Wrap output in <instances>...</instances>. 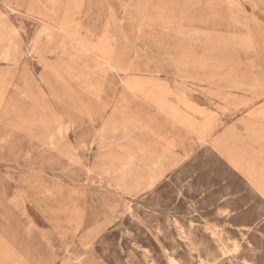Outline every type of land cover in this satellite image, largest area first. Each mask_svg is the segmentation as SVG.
Returning a JSON list of instances; mask_svg holds the SVG:
<instances>
[{"label": "rangeland", "instance_id": "rangeland-1", "mask_svg": "<svg viewBox=\"0 0 264 264\" xmlns=\"http://www.w3.org/2000/svg\"><path fill=\"white\" fill-rule=\"evenodd\" d=\"M257 80L264 0H0V264H264V199L212 156L143 170L133 117Z\"/></svg>", "mask_w": 264, "mask_h": 264}, {"label": "crops", "instance_id": "crops-1", "mask_svg": "<svg viewBox=\"0 0 264 264\" xmlns=\"http://www.w3.org/2000/svg\"><path fill=\"white\" fill-rule=\"evenodd\" d=\"M159 86L153 94L159 105L144 98V112L133 116L140 125L142 169L154 162L160 177L169 176L199 155L209 166L212 156L224 167L223 187H240L230 194L241 196L249 187L264 199V80Z\"/></svg>", "mask_w": 264, "mask_h": 264}, {"label": "bare ground", "instance_id": "bare-ground-1", "mask_svg": "<svg viewBox=\"0 0 264 264\" xmlns=\"http://www.w3.org/2000/svg\"><path fill=\"white\" fill-rule=\"evenodd\" d=\"M160 87V86H159ZM159 87H156V88H158L159 89ZM157 92V91H156ZM155 92V93H156ZM154 94V89H153V91H149L147 94H145L148 98L146 99V101L147 102H149V103H153L152 101V99L151 98H149V97H151L152 95ZM247 114V113H246ZM260 115V114H259ZM259 117V116H258ZM251 118V117H250ZM261 120V119H260ZM248 121V120H247ZM29 123H31V121L29 122ZM243 123V122H242ZM248 123H250V122H248ZM34 124V123H33ZM224 124V123H223ZM264 124V123H263ZM44 125V124H43ZM57 125H58V123H57ZM33 126V125H32ZM35 126H37V127H39V125H35ZM210 126V125H209ZM51 127V126H50ZM53 127V126H52ZM233 127V126H232ZM237 127V126H236ZM34 128V127H33ZM45 128V127H44ZM209 128V127H208ZM47 129H48V127H47ZM31 130H34V129H31ZM39 130V129H38ZM50 130V129H49ZM209 130V129H208ZM264 130V129H263ZM40 131V130H39ZM50 133V132H49ZM229 133V132H228ZM33 134V133H32ZM209 136V135H208ZM212 137V136H211ZM243 137V136H242ZM236 138V137H235ZM240 138V137H239ZM238 138V139H239ZM40 139V138H39ZM56 139V138H55ZM59 139V138H58ZM227 140H228V137L226 138ZM252 139V138H251ZM43 141V140H42ZM45 143V142H44ZM254 143V142H253ZM251 148V147H250ZM237 149V148H236ZM253 149V148H252ZM232 153V152H231ZM252 158H253V156H252ZM255 159V158H254ZM254 159H253V161H254ZM248 160H249V158H248ZM252 161V160H251ZM251 163V162H250ZM252 163H254V162H252ZM233 165V164H232ZM101 170V169H100ZM107 170V169H106ZM105 170V171H106ZM104 171V170H103ZM110 172V171H109ZM106 174V173H105ZM109 174V173H108Z\"/></svg>", "mask_w": 264, "mask_h": 264}]
</instances>
